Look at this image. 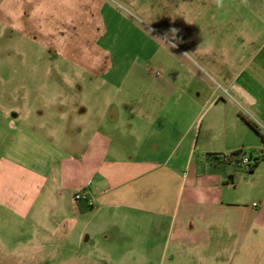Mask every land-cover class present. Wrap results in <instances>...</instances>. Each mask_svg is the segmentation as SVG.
<instances>
[{
	"label": "rangeland",
	"instance_id": "1",
	"mask_svg": "<svg viewBox=\"0 0 264 264\" xmlns=\"http://www.w3.org/2000/svg\"><path fill=\"white\" fill-rule=\"evenodd\" d=\"M263 29L264 0H0V109L37 122L74 159L95 133L136 151L125 125H141L147 105L143 113L157 125L137 154L153 157L156 145L166 153L182 136L216 142L222 123L206 100L234 94L227 78ZM1 211L0 264H186V255L165 249L163 224L125 231L117 208L109 241L102 234L87 242L85 233L81 243L62 234L33 240ZM89 214L99 228V215ZM199 257L189 264H202ZM244 257L231 244L217 264Z\"/></svg>",
	"mask_w": 264,
	"mask_h": 264
},
{
	"label": "crops",
	"instance_id": "2",
	"mask_svg": "<svg viewBox=\"0 0 264 264\" xmlns=\"http://www.w3.org/2000/svg\"><path fill=\"white\" fill-rule=\"evenodd\" d=\"M263 30L252 33L247 60L227 78L228 90L234 94L228 93L229 98L221 95L219 103L214 94L206 100L222 123L216 142L211 137L201 141L199 134L190 143L182 136L166 147V153H159L162 145H156L153 157L137 154L145 151L144 145L153 135L149 132L142 138L143 133L154 132L157 125L144 115L147 105L138 115L141 125H125L137 140L136 151L122 141L115 144L120 148L114 149L113 137L95 133L81 150L83 157L74 159L42 134L37 122L22 121L20 114L0 109V212L11 216L5 220L27 225L33 240L62 234L81 243L88 233L87 242L102 234L109 241L112 210L117 208L126 223L125 231L134 224L149 228L163 224L165 249L172 247L177 254L186 255V264L199 256L202 264H217L219 255L231 244L235 250L242 249L245 257L225 264H264V162L251 175L239 176L236 184L230 183L233 170L228 175L204 172L209 153L264 152L259 134L243 117L264 134ZM125 126H117L119 132L123 133ZM76 133L81 134L82 129ZM183 149L188 150V157L180 153ZM178 158L187 160L180 165ZM79 191H86L92 199L91 210L83 212L74 201ZM89 213L93 219L99 215V228L97 222L88 221ZM31 244L34 249L40 246Z\"/></svg>",
	"mask_w": 264,
	"mask_h": 264
},
{
	"label": "trees",
	"instance_id": "3",
	"mask_svg": "<svg viewBox=\"0 0 264 264\" xmlns=\"http://www.w3.org/2000/svg\"><path fill=\"white\" fill-rule=\"evenodd\" d=\"M244 120L259 134L262 143L264 144V134L258 126L243 116ZM249 157L253 164L245 165L243 163L244 158ZM264 162V152L252 151V150H240L229 155L224 153H209L205 157L204 172L208 175H228L230 170H233L234 174L230 176V183L236 184L239 176L244 174H252L256 168ZM80 209L85 212L92 209L86 202H81Z\"/></svg>",
	"mask_w": 264,
	"mask_h": 264
},
{
	"label": "built area",
	"instance_id": "4",
	"mask_svg": "<svg viewBox=\"0 0 264 264\" xmlns=\"http://www.w3.org/2000/svg\"><path fill=\"white\" fill-rule=\"evenodd\" d=\"M243 163H244L245 165L253 164L252 160H251L249 157L244 158ZM75 201L78 202V203L86 202L90 207L93 206V201H92V199H91L90 196L87 195L86 193H84V194H77V195L75 196Z\"/></svg>",
	"mask_w": 264,
	"mask_h": 264
}]
</instances>
